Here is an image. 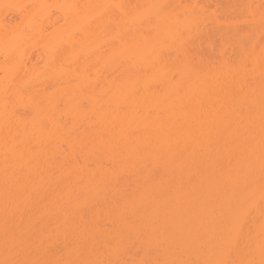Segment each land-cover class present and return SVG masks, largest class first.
Segmentation results:
<instances>
[{"label": "bare ground", "instance_id": "obj_1", "mask_svg": "<svg viewBox=\"0 0 264 264\" xmlns=\"http://www.w3.org/2000/svg\"><path fill=\"white\" fill-rule=\"evenodd\" d=\"M0 264H264V0H0Z\"/></svg>", "mask_w": 264, "mask_h": 264}]
</instances>
